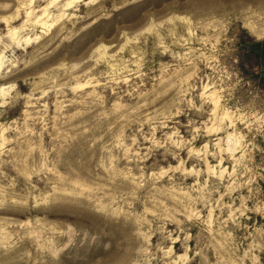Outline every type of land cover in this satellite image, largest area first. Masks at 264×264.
<instances>
[{
  "label": "rangeland",
  "instance_id": "rangeland-1",
  "mask_svg": "<svg viewBox=\"0 0 264 264\" xmlns=\"http://www.w3.org/2000/svg\"><path fill=\"white\" fill-rule=\"evenodd\" d=\"M264 0H0V264H264Z\"/></svg>",
  "mask_w": 264,
  "mask_h": 264
},
{
  "label": "trees",
  "instance_id": "trees-1",
  "mask_svg": "<svg viewBox=\"0 0 264 264\" xmlns=\"http://www.w3.org/2000/svg\"><path fill=\"white\" fill-rule=\"evenodd\" d=\"M251 51L255 52L262 60H264V41H254Z\"/></svg>",
  "mask_w": 264,
  "mask_h": 264
}]
</instances>
